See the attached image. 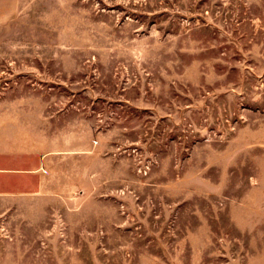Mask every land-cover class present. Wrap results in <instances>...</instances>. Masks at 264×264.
Instances as JSON below:
<instances>
[{
	"label": "rangeland",
	"instance_id": "rangeland-1",
	"mask_svg": "<svg viewBox=\"0 0 264 264\" xmlns=\"http://www.w3.org/2000/svg\"><path fill=\"white\" fill-rule=\"evenodd\" d=\"M0 264H264V0H0Z\"/></svg>",
	"mask_w": 264,
	"mask_h": 264
}]
</instances>
